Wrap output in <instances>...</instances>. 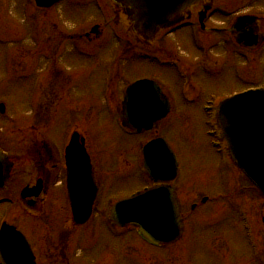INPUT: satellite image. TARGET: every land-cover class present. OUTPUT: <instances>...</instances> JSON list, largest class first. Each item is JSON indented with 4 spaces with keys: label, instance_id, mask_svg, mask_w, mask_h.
<instances>
[{
    "label": "rangeland",
    "instance_id": "374dc122",
    "mask_svg": "<svg viewBox=\"0 0 264 264\" xmlns=\"http://www.w3.org/2000/svg\"><path fill=\"white\" fill-rule=\"evenodd\" d=\"M248 9L264 11V5L242 0L232 12ZM102 12L93 0H63L48 9L36 7L34 0H0V103L6 104L11 116V120L5 118L7 123L0 118V146L13 155L34 152L32 142L43 135L60 157L58 143L62 146L78 130L88 140L93 164L105 186L95 218L85 226L70 220L71 250L79 253L72 256L73 264H258L236 203L248 201L264 209V200L228 159L220 141L217 144L209 135L213 131L218 136V131L206 123L202 104L212 93L231 95L246 87L264 86V46L246 58L224 33L202 36L185 27L168 34L162 40L164 46L196 70L198 83L185 84L171 67L151 62L133 47L126 54V45L116 41L110 26L105 28ZM224 21L221 15L215 16L210 27L221 28ZM96 25L102 28L98 37L91 33ZM87 32L90 40H78ZM26 71L30 76L26 77ZM139 78L162 83L173 109L152 130L131 134L122 127L119 115L127 86ZM182 83L200 89L202 96L187 103L180 94ZM158 136L168 140L182 165L173 184L182 200L186 233L169 249L144 243L135 230L117 233L105 219L113 202L150 183L141 149ZM32 172L35 169L25 165L17 168L11 183L0 189V196L20 192ZM206 195H210L206 205L191 209L192 203L199 205ZM64 200L63 195L51 200L55 201V216H40L48 227L35 230L27 211L9 215L34 238L40 264H66L58 257L60 248L55 242L69 219ZM7 210L0 206V216Z\"/></svg>",
    "mask_w": 264,
    "mask_h": 264
},
{
    "label": "water",
    "instance_id": "95a60500",
    "mask_svg": "<svg viewBox=\"0 0 264 264\" xmlns=\"http://www.w3.org/2000/svg\"><path fill=\"white\" fill-rule=\"evenodd\" d=\"M58 0H37L41 6H50ZM221 0H107L113 17L111 23L131 40L152 47L165 31L179 24L180 20L191 18L196 9L210 10ZM183 15H175L178 13ZM253 17H240L235 25L243 28L239 42L260 46L264 35L260 28L251 26ZM169 101L160 87L151 80H141L132 84L127 92L122 115L123 124L133 128H151L154 122L164 118L169 112ZM223 128L233 154L246 172L264 191V89L248 91L229 99L223 105ZM73 151L72 145L68 154ZM165 153L161 156L160 153ZM145 165L155 179L169 180L176 173V166L171 157L170 148L161 139L154 140L145 150ZM74 156V154H73ZM0 151V186L9 177L11 165ZM159 161V163H158ZM73 163L76 165L75 157ZM75 169V168H74ZM88 173V168L80 166L71 173L81 176ZM91 185L89 174L77 177ZM87 185V186H88ZM81 186L71 188L73 199L79 205L84 220L87 206L93 199L92 193L85 194L84 202H79L74 191ZM87 190V187L84 189ZM86 212V213H85ZM115 220L122 225L133 224L142 229L145 236L155 242H170L181 235L182 221L178 203L172 190L159 187L141 192L130 199L116 204Z\"/></svg>",
    "mask_w": 264,
    "mask_h": 264
},
{
    "label": "flooded vegetation",
    "instance_id": "af4514ba",
    "mask_svg": "<svg viewBox=\"0 0 264 264\" xmlns=\"http://www.w3.org/2000/svg\"><path fill=\"white\" fill-rule=\"evenodd\" d=\"M93 1H94V3L96 2V0H93ZM241 1L242 0H239V3H237V5H240ZM254 3L259 4V5H264V0H254ZM252 5L253 4H248L249 7L253 8ZM35 6L38 8H41L36 3H35ZM234 8L235 7H227V8L226 7H220V8H217L216 10H214V12L207 18L206 22L204 24L200 25L204 29L205 33H206V31H209V32H207V34L204 33L205 34L204 36H208V35H210V32L214 31L215 33H224L229 38H231L227 34L230 32L228 29L231 26L233 34L235 35L236 38H239L238 32L235 30V28H236L235 20H236V18H238V16H242L244 14H262L264 16V11L259 10V11L255 12V11H250L249 9H248L249 11L233 15L232 11ZM218 15H221L222 17L226 18V21L222 22V24L224 26L221 28H215L214 30L211 29L214 27L207 28V26H210V21L215 16H218ZM262 23H263V26H262ZM254 24H256V26L259 28L260 27L263 28V30H264V17H262V18L257 17ZM184 27H187V26H184ZM190 27L193 28L194 25H190ZM250 27H251L250 25L247 26V28H250ZM105 28L108 29L109 25L105 24ZM238 31H243V28H241ZM95 32H96L95 36L97 35L96 37L100 36V34L102 32V28L99 26V28L96 29ZM90 35H91V33L87 32L84 36L80 37V40H84V38H87L90 40L92 38ZM114 37H115L117 42H122V40H119L118 37H116V36H114ZM164 38L165 37H163L161 39V41L157 45V47L155 46L156 50L158 49L160 54H164V55L167 54V55L172 56V57L177 56V55H173L171 53V50L168 47L164 46V44L162 43V40ZM156 53L159 54L158 52H156ZM152 61L157 62V60H155V59H153ZM112 81H114V80H112ZM78 141L81 144H84V146L86 147V150L88 151V153L91 157V161H92L91 169H92V173L94 174L96 184L98 185V194H97V199L95 202L97 204H99V201H101V197L105 191V186L99 177V174H98L99 172L97 170V167L93 164V159H92V155L90 153L89 147H88L87 138H85L81 133ZM34 142L35 141L32 142L36 146V150H34V152L24 153L23 151H21V153H19V155L10 154V152L7 149L0 146L1 148H3L4 151H6L9 154L10 160L12 161V165H13L11 177H10L8 183L6 184V186L9 183H11V181L13 179L14 171L17 168H20V167L22 168V165L28 166V169H29V167H32L33 171L35 169V173L33 174V172H32L31 175L29 176V178L26 179L25 185H23L20 192L19 191H10L5 196L0 197V200H1L0 202H4V203H1L0 206H3L4 204H11L12 198L13 197L16 198L17 199L16 201H19L17 204L18 207L14 209V212L12 214L15 213V214L19 215V213L22 210L24 212L27 211V213L31 215V218H29L30 219L29 221L32 222L34 229L37 230V227L39 228L40 226H42V227L47 226L48 227L47 220L42 221L41 217L44 214L47 215V213H51L53 216H55L56 210L54 207H52V206H55V201L53 203H51V200L54 199V197H58V195L59 196L63 195L65 198L64 208H65L66 216L69 219H68V221H66V224H63V231L60 234H58L60 236L58 239L55 240V242L57 243L56 247H58V249L60 248V250H59L60 254L58 257H62L64 259V261H66L65 262L66 264H73L72 256L73 255H79V253H76V250H75V254H74V250H71V247L73 245H72V235H71V233H69V232H71L70 226L72 225L70 220L74 221V223H76V225H78V226H85L88 224V222L85 224H77V222L75 221V218H74V214H73V210H72V206H71V201H70V198L68 195V193H69L68 192V169H67V162H66V158H65V149H66L68 143L70 142V138L67 140V142L65 139L64 140L65 144H63L62 146L58 143L59 149L60 150L63 149L60 157L55 155V153H53V150H52L53 147L51 148L49 143L45 142L43 135H41V137L35 143ZM59 149L57 152H59ZM51 186H54L56 188L52 189ZM82 186H84V185H82ZM24 191L26 192V194H24ZM52 191H53V195H51V197H49L50 194L52 193ZM48 197L50 198V202L47 199ZM46 202H49V205ZM94 213H96L95 215L97 216L98 213H97L96 209H95ZM106 217L108 218V214L106 215ZM2 218L0 216V222H1ZM39 219H41V221L38 223ZM5 220L16 225L17 229L20 230V226H18L13 221V219H11V216H9L8 218L5 217ZM111 226L113 227L114 231L117 233H120L123 230L122 228H119V227L115 226L114 224H111ZM49 229L50 228H47V230H49ZM88 230H90V228L87 226L86 231H88ZM20 231L25 235L28 243L30 244V247H31L33 254H34V257H35V259H34L35 263L40 264V261L38 259V253H37V250L35 248L34 238L32 237V235L30 236L28 232L25 233L22 230H20ZM45 236L47 237L48 234H45ZM48 239H50L49 236H48ZM170 245H168V246H170ZM58 249L56 248V250H58ZM26 262L27 261L25 260L24 263H26ZM0 264H3V263H1V260H0ZM21 264H23L22 261H21Z\"/></svg>",
    "mask_w": 264,
    "mask_h": 264
}]
</instances>
